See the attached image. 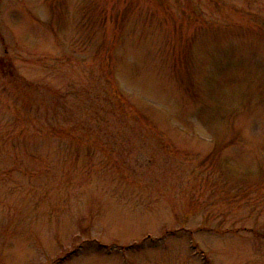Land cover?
I'll use <instances>...</instances> for the list:
<instances>
[{
  "label": "rangeland",
  "instance_id": "rangeland-1",
  "mask_svg": "<svg viewBox=\"0 0 264 264\" xmlns=\"http://www.w3.org/2000/svg\"><path fill=\"white\" fill-rule=\"evenodd\" d=\"M0 264H264V0H0Z\"/></svg>",
  "mask_w": 264,
  "mask_h": 264
}]
</instances>
